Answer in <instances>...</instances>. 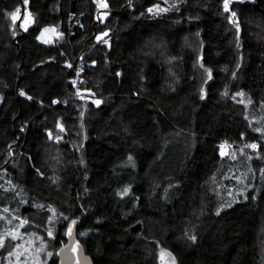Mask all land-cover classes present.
Here are the masks:
<instances>
[{"label": "trees", "instance_id": "trees-1", "mask_svg": "<svg viewBox=\"0 0 264 264\" xmlns=\"http://www.w3.org/2000/svg\"><path fill=\"white\" fill-rule=\"evenodd\" d=\"M106 4L0 0V208L93 264H264V0Z\"/></svg>", "mask_w": 264, "mask_h": 264}, {"label": "rangeland", "instance_id": "rangeland-1", "mask_svg": "<svg viewBox=\"0 0 264 264\" xmlns=\"http://www.w3.org/2000/svg\"><path fill=\"white\" fill-rule=\"evenodd\" d=\"M94 2L97 8H101V13L104 16L105 11L100 5L106 4V0H94ZM148 9L153 10L148 11L150 14L156 15L161 12L157 9H164V6L154 5L148 7ZM15 14L17 18L20 15L18 11ZM101 36H104V34L98 35L97 38L100 39ZM58 37L59 32L55 26H45L38 34V39L43 42H52ZM251 149L254 148L251 147ZM224 152H226V149H224ZM228 202L227 200L224 203ZM54 213V210H52L48 218V224L57 222L58 217H55ZM0 240L3 241V245L0 246V264H49L54 255L57 257L58 247L55 249L54 228L48 225L42 228L33 225L29 220L19 218L13 208H0Z\"/></svg>", "mask_w": 264, "mask_h": 264}, {"label": "water", "instance_id": "water-1", "mask_svg": "<svg viewBox=\"0 0 264 264\" xmlns=\"http://www.w3.org/2000/svg\"><path fill=\"white\" fill-rule=\"evenodd\" d=\"M24 9V3L21 2V12L17 19V24H19L23 16ZM103 10L109 11L108 8H103ZM241 57L242 55L240 58ZM75 223L76 221L71 226V229L66 237V241L57 249L56 264H93L91 256L86 253L83 245L76 239Z\"/></svg>", "mask_w": 264, "mask_h": 264}, {"label": "snow or ice", "instance_id": "snow-or-ice-1", "mask_svg": "<svg viewBox=\"0 0 264 264\" xmlns=\"http://www.w3.org/2000/svg\"><path fill=\"white\" fill-rule=\"evenodd\" d=\"M232 2H233V0H224V5H223V7H224V11H225V12H230V7H229V5H230V3H232ZM241 2H242V0H241ZM100 7H102V8H107V4H101ZM17 11H19V10H17ZM148 11L151 12V11H153V10H152V9H148ZM157 11H164V9H157ZM16 18H17V15H16V14H12V19L15 20ZM230 23H232V25H233V27L235 28L237 34H239V32H240V23H239V21H238V19H237V15H236L235 12H231V13H230ZM104 35H107V33H105ZM98 39H99V38H98ZM104 42L107 43V41H104ZM22 94H23V93H22ZM95 102H96V103H99V101H95ZM50 138H51V137H50ZM250 147L255 148L256 145L253 144V145H250ZM49 235H51V233H49ZM190 239H191L192 241H195L196 237H195V236H191ZM2 245H3V241L0 240V246H2Z\"/></svg>", "mask_w": 264, "mask_h": 264}, {"label": "built area", "instance_id": "built-area-1", "mask_svg": "<svg viewBox=\"0 0 264 264\" xmlns=\"http://www.w3.org/2000/svg\"><path fill=\"white\" fill-rule=\"evenodd\" d=\"M89 91L88 90H83L82 92L80 90H77L76 93H75V96H78L79 94L83 93V94H89L88 93ZM256 145V144H255ZM257 147H255L254 149H256Z\"/></svg>", "mask_w": 264, "mask_h": 264}, {"label": "crops", "instance_id": "crops-1", "mask_svg": "<svg viewBox=\"0 0 264 264\" xmlns=\"http://www.w3.org/2000/svg\"><path fill=\"white\" fill-rule=\"evenodd\" d=\"M90 92V90H88ZM91 93V92H90Z\"/></svg>", "mask_w": 264, "mask_h": 264}, {"label": "flooded vegetation", "instance_id": "flooded-vegetation-1", "mask_svg": "<svg viewBox=\"0 0 264 264\" xmlns=\"http://www.w3.org/2000/svg\"><path fill=\"white\" fill-rule=\"evenodd\" d=\"M105 12H108V11H105Z\"/></svg>", "mask_w": 264, "mask_h": 264}]
</instances>
